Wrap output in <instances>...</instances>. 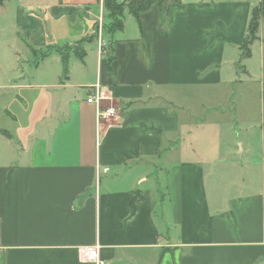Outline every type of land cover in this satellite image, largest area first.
Here are the masks:
<instances>
[{
  "label": "crops",
  "instance_id": "1",
  "mask_svg": "<svg viewBox=\"0 0 264 264\" xmlns=\"http://www.w3.org/2000/svg\"><path fill=\"white\" fill-rule=\"evenodd\" d=\"M257 3L126 11L104 39L103 0L0 7V264H94L95 245L105 264H264V20L240 60ZM98 87L118 113L100 129Z\"/></svg>",
  "mask_w": 264,
  "mask_h": 264
},
{
  "label": "trees",
  "instance_id": "2",
  "mask_svg": "<svg viewBox=\"0 0 264 264\" xmlns=\"http://www.w3.org/2000/svg\"><path fill=\"white\" fill-rule=\"evenodd\" d=\"M7 0H0V7L4 6ZM181 0H124V2L119 3L118 0H104L103 5L107 12L112 15L110 18L114 21L111 23L110 33H115L117 31L124 30V19L125 10L132 15L139 23L141 15L148 12L153 7H158L162 13V18L164 22L169 20L170 7L174 4H180ZM264 20V0H260L258 6L252 10L251 20L248 26V34L244 40L241 47L242 55L241 61L245 58L251 57L252 44L258 39V33L260 29L261 21ZM43 55L42 58H45ZM65 58V57H64ZM240 61V63H241ZM135 194V193H133ZM158 197L160 202L165 198L162 189H158ZM140 200H143L141 198Z\"/></svg>",
  "mask_w": 264,
  "mask_h": 264
},
{
  "label": "rangeland",
  "instance_id": "3",
  "mask_svg": "<svg viewBox=\"0 0 264 264\" xmlns=\"http://www.w3.org/2000/svg\"><path fill=\"white\" fill-rule=\"evenodd\" d=\"M104 1V0H103ZM119 3H122L124 2V0H118ZM258 0H256V4ZM127 11V9L125 10V12ZM105 15H104V19H103V22H102V25L100 26L102 28V39L105 38V36L108 37V35H110L111 31V23L113 24V20L110 18L112 15H110V12H107L105 10ZM0 22H1V19H0ZM1 25V23H0ZM99 28V27H98ZM99 30V29H98ZM99 38V37H98ZM100 40V39H99ZM101 41V40H100ZM258 46V45H257ZM251 49V47H250ZM255 51H257V48L255 47L254 48ZM43 54L44 53H41L40 55H37L35 59H32L33 61V64L36 63V61L40 60L42 57H43ZM245 61V60H243ZM243 61H242V65H243ZM245 65V63H244ZM60 67H61V64H60ZM34 70V69H32ZM57 70V67L55 65V63H51L49 64L48 66H41V68L37 69V70H34V72L32 71V75L30 76L32 78V80L34 81V78L37 80L39 79L40 77H45V79H49L50 78V74H54ZM34 77V78H33ZM88 77L92 78L93 77V72L90 70V74L88 75ZM239 88V87H238ZM239 101H241V96L239 98ZM253 114L255 115V113L253 112ZM252 119V118H251ZM167 148H165V151L163 154V156L166 155L167 151H166ZM165 158V157H164ZM164 158H158V159H155L153 162H152V165L151 167L153 166L154 168V176L157 177V179L162 183V192L164 193V187H163V182H164V173L166 172L167 170V162ZM152 171V170H151ZM167 202V201H165Z\"/></svg>",
  "mask_w": 264,
  "mask_h": 264
},
{
  "label": "built area",
  "instance_id": "4",
  "mask_svg": "<svg viewBox=\"0 0 264 264\" xmlns=\"http://www.w3.org/2000/svg\"><path fill=\"white\" fill-rule=\"evenodd\" d=\"M110 98L104 97L102 94V90L98 87L91 97L87 99L89 104H95L97 108V124L98 129H100L103 122L108 123V125H112L114 120L117 118L118 113L116 107L113 105L103 106L102 103L105 100H109ZM111 100V99H110ZM98 142L100 140L99 130H98ZM82 254V258L90 263L94 264H105L104 261L100 259V246L95 245L92 247H86L80 250Z\"/></svg>",
  "mask_w": 264,
  "mask_h": 264
}]
</instances>
